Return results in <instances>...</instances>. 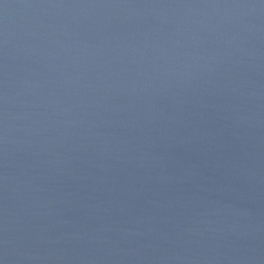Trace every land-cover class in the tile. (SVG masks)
I'll list each match as a JSON object with an SVG mask.
<instances>
[{
    "label": "water",
    "instance_id": "water-1",
    "mask_svg": "<svg viewBox=\"0 0 264 264\" xmlns=\"http://www.w3.org/2000/svg\"><path fill=\"white\" fill-rule=\"evenodd\" d=\"M0 264H264V0H0Z\"/></svg>",
    "mask_w": 264,
    "mask_h": 264
}]
</instances>
